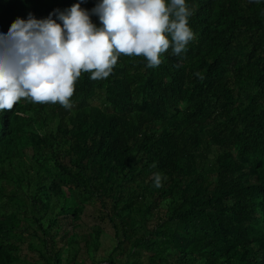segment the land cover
Masks as SVG:
<instances>
[{
  "label": "trees",
  "instance_id": "1",
  "mask_svg": "<svg viewBox=\"0 0 264 264\" xmlns=\"http://www.w3.org/2000/svg\"><path fill=\"white\" fill-rule=\"evenodd\" d=\"M78 2L0 0V32ZM186 3L180 56L82 73L71 110L0 112V264H264V0Z\"/></svg>",
  "mask_w": 264,
  "mask_h": 264
},
{
  "label": "clouds",
  "instance_id": "2",
  "mask_svg": "<svg viewBox=\"0 0 264 264\" xmlns=\"http://www.w3.org/2000/svg\"><path fill=\"white\" fill-rule=\"evenodd\" d=\"M84 2L56 9L46 19L29 13L0 32V112L22 99L71 110L82 73L93 81L106 79L122 55L143 57L148 68H156L169 49L180 56L195 38L189 26L193 8L186 0H98L90 11L81 8ZM152 179L160 188L166 177L155 172Z\"/></svg>",
  "mask_w": 264,
  "mask_h": 264
},
{
  "label": "rangeland",
  "instance_id": "3",
  "mask_svg": "<svg viewBox=\"0 0 264 264\" xmlns=\"http://www.w3.org/2000/svg\"><path fill=\"white\" fill-rule=\"evenodd\" d=\"M94 214L95 212L92 209L85 211L83 215V219L81 221L82 228L88 229L92 224L98 223L97 221H95ZM101 226L104 229V233L102 235V238L100 239V250L98 251L96 257H100L101 255H104V252L101 250L103 248L112 246V244L114 243V239L112 238V233L110 231V228L104 223H101Z\"/></svg>",
  "mask_w": 264,
  "mask_h": 264
},
{
  "label": "water",
  "instance_id": "4",
  "mask_svg": "<svg viewBox=\"0 0 264 264\" xmlns=\"http://www.w3.org/2000/svg\"><path fill=\"white\" fill-rule=\"evenodd\" d=\"M100 264H112V263H110L108 261H104V262H101Z\"/></svg>",
  "mask_w": 264,
  "mask_h": 264
}]
</instances>
